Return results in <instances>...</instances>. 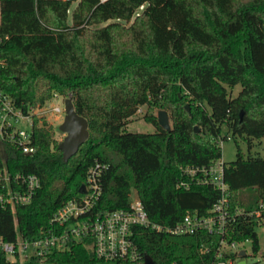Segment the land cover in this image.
Here are the masks:
<instances>
[{"label": "trees", "instance_id": "16d2710c", "mask_svg": "<svg viewBox=\"0 0 264 264\" xmlns=\"http://www.w3.org/2000/svg\"><path fill=\"white\" fill-rule=\"evenodd\" d=\"M70 4L0 0V92L24 114L53 93L69 96L88 123L87 140L67 160L52 126L35 114L33 153L0 138V170L39 178L29 203L14 211L0 206V236L14 239L17 226L34 237L60 206L80 196L95 162L106 165L98 213L126 208L135 189L154 223L172 227L187 210L206 215L220 192L194 180L201 172L192 179L183 168L220 159V142L229 136L221 135L223 124L247 148L252 140L264 143V0H79L69 22ZM237 84L240 90L230 97L228 89ZM141 105L166 110L171 129L146 113L154 132L125 131ZM223 180L231 208H256L264 201V153L245 156L238 149L235 160L224 162ZM258 223L236 216L226 239H248L257 252ZM219 239L204 229L134 232L139 251L155 264H213ZM55 259L110 263L80 243ZM0 264H11L2 253Z\"/></svg>", "mask_w": 264, "mask_h": 264}, {"label": "built area", "instance_id": "2783aa9c", "mask_svg": "<svg viewBox=\"0 0 264 264\" xmlns=\"http://www.w3.org/2000/svg\"><path fill=\"white\" fill-rule=\"evenodd\" d=\"M66 1L77 3L79 0ZM104 1L106 0H98L99 3ZM142 8L143 5H140L139 9ZM33 110L24 114L7 95L0 92V138L13 142L24 153L34 152ZM52 110L57 113L64 112V108L61 109L59 106H53ZM20 122H24L27 127H21ZM105 167V164L95 162L88 170L84 190L80 196L60 206L50 217L48 225L40 228L34 237L23 236L17 226L14 239L6 240L0 236V253L5 256V260L11 264H58L56 255L70 250L73 244L80 243L90 249L96 258L106 262L144 264V256L134 241V232L137 227H148L174 235L193 234L201 229L217 234L220 239L213 264H235L239 260L240 250H244L246 254L244 243L250 242L248 239L244 241L226 239L227 229L235 221L236 216L244 219L253 217L259 222L257 226L264 228V201L260 200L257 207L251 210L230 207L227 184L223 180L224 161L221 159L208 167L183 168L192 179L193 175L201 172L194 180L197 183H210L219 190L220 196L206 215H198L195 211L187 210L183 219L172 227L150 221L137 192L129 196L126 208L102 213L95 211L101 194L99 177ZM177 185L187 187L188 183L177 182ZM38 186L39 178L35 174L10 175L6 168H3L0 170V206L10 207L14 211L16 205L31 201ZM232 254H235V257H232Z\"/></svg>", "mask_w": 264, "mask_h": 264}, {"label": "rangeland", "instance_id": "374dc122", "mask_svg": "<svg viewBox=\"0 0 264 264\" xmlns=\"http://www.w3.org/2000/svg\"><path fill=\"white\" fill-rule=\"evenodd\" d=\"M76 2H71L69 10H68V21L70 22V14L74 9ZM141 9L136 10V14L140 13ZM135 14V15H136ZM108 20L107 22H109ZM130 21H124L123 24L129 25ZM107 22H103L102 24H94L93 26L103 25ZM240 85L237 84L232 88L228 89L230 97H234L238 91L240 90ZM68 96H64L61 94L52 95L49 99H47L42 105H37L34 107L33 113L39 116L42 120H45L48 125L52 126V132L54 139L58 142V144L62 141L64 137V133L59 129V124L62 122L64 117V112H55L52 110L53 106H59L61 109L64 108V99ZM159 109L156 107H148L147 105H141L137 108L135 113L128 119L126 125L124 126L125 131L129 132H143V133H151L154 132L155 127L152 123L147 122L144 119V115L154 114L157 118V111ZM168 114V113H167ZM169 116V115H168ZM40 122V121H39ZM169 122L171 125V120L169 118ZM21 127H27L24 122H20ZM221 135L229 137L226 139H222L220 142L221 147V157L220 159L226 163H229L236 159V155L239 151L243 155H256L264 153V143L262 140H252L251 146L247 148L246 142L239 136L233 137L231 133L228 131L226 125L221 126ZM136 190L132 189L130 195L135 194ZM256 231L258 233L259 239V249L257 252H254L251 248L250 242L246 241L244 243V249L246 250L245 261L247 264H264V228L263 226H257ZM108 264H114L112 262Z\"/></svg>", "mask_w": 264, "mask_h": 264}, {"label": "water", "instance_id": "95a60500", "mask_svg": "<svg viewBox=\"0 0 264 264\" xmlns=\"http://www.w3.org/2000/svg\"><path fill=\"white\" fill-rule=\"evenodd\" d=\"M188 109V104L185 105ZM157 122L165 130H170L171 125L169 122V116L167 111L159 109L157 111ZM59 129L64 133L62 141L58 144V148L61 150L62 157L67 160L74 155L79 146L84 143L88 138V123L85 117L79 115L74 108L71 97L64 99V117L59 124ZM194 130L198 131V126H194ZM84 190V184L81 185L80 191ZM245 251L240 250L238 252L239 260L235 264H247L245 261ZM144 264H155L151 256L144 255Z\"/></svg>", "mask_w": 264, "mask_h": 264}]
</instances>
